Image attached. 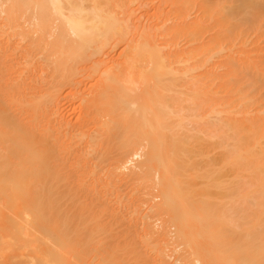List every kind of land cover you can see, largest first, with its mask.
Wrapping results in <instances>:
<instances>
[{"label": "bare ground", "instance_id": "bare-ground-1", "mask_svg": "<svg viewBox=\"0 0 264 264\" xmlns=\"http://www.w3.org/2000/svg\"><path fill=\"white\" fill-rule=\"evenodd\" d=\"M175 239L264 264V0H0V264H178Z\"/></svg>", "mask_w": 264, "mask_h": 264}, {"label": "rangeland", "instance_id": "rangeland-1", "mask_svg": "<svg viewBox=\"0 0 264 264\" xmlns=\"http://www.w3.org/2000/svg\"><path fill=\"white\" fill-rule=\"evenodd\" d=\"M166 7H167V5H166ZM155 8H156V5H155L154 3H152V2H149L148 4H146V5L141 9V11H140V12H141V15H144V16L146 17L147 15H150L151 12H152L153 10H155ZM165 14H168V15L171 16V17L174 16L173 6H172V5H169V6L165 9ZM195 14H196V10L192 9V10H191V16H194ZM144 16H143V19H144ZM184 43H185V41H182L181 44H184ZM64 105H65V103H64ZM218 150H219V149H218ZM218 150L215 149V150L213 151V153H216V154H217V153H218ZM216 151H217V152H216ZM230 175H231V176H230ZM227 178H228V181H229L230 179H231V180L234 179L232 174H229V176H228ZM232 181H233V180H232ZM152 189H153V188H152ZM155 190H156V188H155ZM155 190H151V194H153V195H158V193H159L158 188H157L156 191H155ZM231 190H232V192H233V189H232V188H231ZM231 195H232V193L229 194L228 198H224V199H225V200H226V199H229V198L232 199V197H230ZM151 196H152V195H151ZM232 196H233V195H232ZM155 199L158 200L159 198H155ZM155 199H154V200H155ZM157 200H155V201H157ZM149 206H150L149 203L146 204V205H145V204H144V205L142 204V205L140 206V209L142 208V209L140 210V211H141V214H142V213H143V214H146L145 212H146V211H149V209H148ZM143 210H144V212H143ZM158 211H159V210H158ZM158 211H156V213H154L155 211H153V212H150V211L147 212V213H148L147 215H148V216L150 215V216H149L150 219H148V220H150L151 222H154V221L156 222V218H159V219H158V220H159L158 222L161 223V222L163 221V222H162V223H163V226H164L167 230L170 228V230L172 229V231H173L174 229L171 227V226L173 225V224H172L173 221H172V223H171V222H170L171 220L168 219L167 216H165V215H168V214L165 213V215H164V213H163V215H162V214H160ZM157 212H158V214H157ZM160 212H161V211H160ZM153 213H154V214H153ZM161 213H162V212H161ZM159 214H160L161 216H159ZM153 215H154V216H153ZM151 216H152V217H151ZM162 217H163V218H162ZM168 217H169V216H168ZM108 218H109V219H108ZM108 218H107V222H110L109 224H111V222H113V221L115 220L114 218H112L113 220L111 221V220H110V219H111L110 216H109ZM151 218H152V219H151ZM165 218H167V220H168L169 222H168ZM154 219H155V220H154ZM160 219H161V220H160ZM163 219H164L167 223H166ZM108 220H109V221H108ZM145 220H146V219H145ZM153 220H154V221H153ZM139 221H140V220H139ZM114 222H115V221H114ZM114 222H113L112 224H114ZM143 222H144V221H143ZM158 222H157V223H158ZM115 223H116V222H115ZM126 223H128V222L126 221ZM157 223H155V224H157ZM164 223H165V224H164ZM169 223H170V224H169ZM141 224H142V223H141ZM141 224H140V225H141ZM153 224H154V223H153ZM158 224H159V223H158ZM166 224H167V225H166ZM119 225L125 226V225H124V222H123V224H120V223H119ZM119 225H118L117 223L114 224L113 226L111 225V226L113 227V232H112V233H113V236L110 238L111 240H114V241H115V240L122 239V238L125 237L124 235L121 236V233L123 232V228H122V226H119ZM126 225H128V224H126ZM159 225H160V224H159ZM169 225H170V226H169ZM166 226H167L168 228H167ZM160 227H161V225H160ZM160 227H159V228H160ZM173 227H174V226H173ZM125 228H127V226H126ZM125 228H124V229H125ZM114 230H115V231H114ZM125 230H126V229H125ZM161 230H162V227L160 228V232H161ZM120 231H122V232H120ZM162 231L166 233V230H165V231L162 230ZM168 231H169V230H168ZM172 231H171V234H172L171 238H173V237H174L173 235H175V234H174V231H173V233H172ZM124 232H125V231H124ZM157 232H158V231H157ZM157 232H156V233H157ZM163 232H162V233H163ZM125 233H126V232H125ZM119 234H120V235H119ZM122 234H123V233H122ZM169 234H170V231H169ZM116 235H117V236H116ZM125 235H127V233H126ZM119 236H120V237H119ZM123 236H124V237H123ZM129 236H130V235H128V238L131 237V236H130V237H129ZM158 236H159V237H160V236L162 237V234L157 233V235H156V234L154 235V238H155V237L158 238ZM163 236H164V235H163ZM175 236H177V235H175ZM161 237H160V238H161ZM125 238L128 239L127 237H125ZM162 238H163V237H162ZM162 238H161V239H162ZM166 238H167V237H166ZM175 238H176V237H175ZM158 239H159V238H158ZM169 239H170V237H169ZM171 240H172V239H171ZM171 240H169V241H171ZM175 240H176V239H175ZM172 241L174 242V240H172ZM181 241H182V240H176V242H175L176 245H175V243H174L175 246L173 245V242H170V243H171V244H170L171 247H170V245H169V243H168V247H169V248L166 247V248H164V249H165V250L167 249L166 251H169V252L171 253L172 257H170V261H174V260H176V259H180L179 261L177 260V263L179 262L178 264H181V261H182V263H183V261H184V262H187V261H188V263H190V261H191L190 255H188L189 257H187V254L190 252L188 249H190V248L188 247V245H185L183 241H182L183 243H181ZM158 243H161V242H158ZM185 243H186V242H185ZM178 244H179L180 246H179ZM186 244H187V243H186ZM158 245H159V244H158ZM172 245H173V248H172ZM177 245H178L179 247H178ZM183 245H184V246H183ZM176 246L178 247V249L176 248ZM174 247L176 248V252H175V248H174ZM171 248H172V249H171ZM179 248H180V249H179ZM183 248H184V250H185L186 248H188V249H186L187 253H185L184 250L181 251V249H183ZM170 249H171V250H170ZM178 250H179V252H177ZM174 252L176 253V255H175ZM167 253H168V252H166L165 254L168 255L169 253H168V254H167ZM181 253H182V254L185 253V254L182 255ZM169 255H170V254H169ZM173 256H175V257H174L175 259L173 258ZM185 257H186V258H185ZM192 257H193V256H192ZM167 258H168V257H167ZM172 258H173V259H172ZM187 258H188V260H187ZM189 258H190V259H189ZM168 259H169V258H168ZM171 259H172V260H171ZM185 259H186V260H185ZM192 261H193V258H192ZM190 264H192V263H190Z\"/></svg>", "mask_w": 264, "mask_h": 264}]
</instances>
